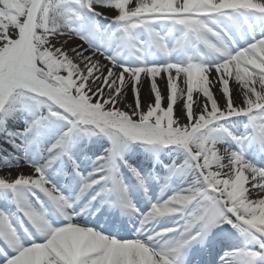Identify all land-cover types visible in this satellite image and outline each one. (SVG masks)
Masks as SVG:
<instances>
[{"label":"snow or ice","instance_id":"obj_1","mask_svg":"<svg viewBox=\"0 0 264 264\" xmlns=\"http://www.w3.org/2000/svg\"><path fill=\"white\" fill-rule=\"evenodd\" d=\"M0 264H264V0H0Z\"/></svg>","mask_w":264,"mask_h":264}]
</instances>
